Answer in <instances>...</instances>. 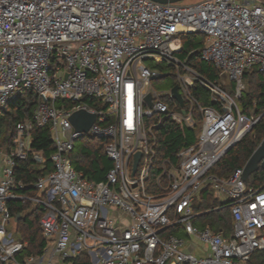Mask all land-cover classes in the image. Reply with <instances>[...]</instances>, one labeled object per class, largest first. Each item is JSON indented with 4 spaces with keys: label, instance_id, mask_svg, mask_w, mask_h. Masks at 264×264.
Returning a JSON list of instances; mask_svg holds the SVG:
<instances>
[{
    "label": "built area",
    "instance_id": "2783aa9c",
    "mask_svg": "<svg viewBox=\"0 0 264 264\" xmlns=\"http://www.w3.org/2000/svg\"><path fill=\"white\" fill-rule=\"evenodd\" d=\"M191 33L205 35L201 59L227 76L232 91L179 58V35ZM252 68L264 73L261 0L185 6L151 0H0V114L22 90L38 96L31 119L16 125L11 144L0 139V261L248 264L255 251H264V186H249L244 167L223 178L212 170L262 117L244 115L239 106L244 73ZM167 78L174 79L172 89L178 87L183 105L172 89H154ZM195 86L206 90L214 105L201 104ZM84 98L97 105L82 103ZM78 111L96 115L88 133L73 127ZM166 122L192 130L195 144L177 154V163L163 161L152 182L155 131ZM47 127L55 144L53 171L37 179V197L27 196L16 169L20 161L44 164L33 144L34 133ZM86 135L107 142L104 151L113 163L99 183L72 164L76 143ZM208 189L230 208V237L194 224L203 214L195 205ZM13 201L44 209L42 255H27V244L12 230L16 219L8 204Z\"/></svg>",
    "mask_w": 264,
    "mask_h": 264
},
{
    "label": "trees",
    "instance_id": "16d2710c",
    "mask_svg": "<svg viewBox=\"0 0 264 264\" xmlns=\"http://www.w3.org/2000/svg\"><path fill=\"white\" fill-rule=\"evenodd\" d=\"M182 51L178 54L181 60L191 66L196 72L206 78L218 81L221 72L213 64L201 59L200 51L205 47L206 37L200 33L180 34ZM244 90L239 100V106L244 115L262 116L253 130L234 147L212 170L213 174L219 177L229 176L235 169L243 168L258 146L264 140V73L257 68H252L244 73ZM233 86L231 84V91ZM230 91V90H229ZM193 94L203 105H214L209 93L195 86ZM38 102L37 94L32 90H22L16 101L10 103L0 114V139L5 144H11L16 133V125L25 119H31L33 110ZM82 103L95 107L96 101L91 98H84ZM60 105V103H59ZM68 107L72 105L67 104ZM157 136V159L156 166L152 174V182L161 171V163L170 160L177 163V154L195 144V135L192 130H181L174 124L166 122L161 128L155 131ZM106 141L98 140L86 135L80 139L75 146L71 159L73 167L82 172L90 181L99 183L105 180L107 173L112 169L113 163L105 154ZM34 148L44 156V164L39 166L33 162L20 161L16 169V178L22 181L26 189L22 194L37 197L39 191L34 188V184L40 176L53 171V164L50 160L55 151V144L52 140L49 128L39 129L34 133ZM1 148V146H0ZM249 186L261 188L264 186V170H259L250 177ZM8 208L13 218L19 215L17 223V233L19 239L27 244V255H42L47 246V241L43 237L40 227V220L44 215V209L40 206L33 208L30 202L13 201L8 204ZM219 208V210H215ZM197 212L203 213L196 222L200 228H210L215 233L222 232L230 237L232 234V217L227 203H222L215 198L211 190L204 191L198 203L195 205ZM183 236L181 234H178ZM0 264H3L0 261ZM87 264V263H86ZM248 264H264V251H255Z\"/></svg>",
    "mask_w": 264,
    "mask_h": 264
},
{
    "label": "water",
    "instance_id": "95a60500",
    "mask_svg": "<svg viewBox=\"0 0 264 264\" xmlns=\"http://www.w3.org/2000/svg\"><path fill=\"white\" fill-rule=\"evenodd\" d=\"M151 1L159 3V4H178L185 0H151ZM172 95L176 100H178V102L181 105L184 104V101L181 95L178 93L177 86H175L172 89ZM149 100L150 99H148V101ZM95 120H96V115L91 114L87 111L75 112L71 118V122L73 124L74 129L76 131H81L84 133L89 132ZM134 159H135V168H136L138 162L141 159V154L140 153L136 154ZM261 169L264 170V140L258 146V148L254 151V153L252 154L249 161L244 167L243 179L245 180V182L249 184L250 177ZM19 219H20V215L16 218V221H18Z\"/></svg>",
    "mask_w": 264,
    "mask_h": 264
},
{
    "label": "rangeland",
    "instance_id": "374dc122",
    "mask_svg": "<svg viewBox=\"0 0 264 264\" xmlns=\"http://www.w3.org/2000/svg\"><path fill=\"white\" fill-rule=\"evenodd\" d=\"M203 1H206V0H185L179 4L185 6V5H192V4L200 3ZM261 1L264 2V0H261ZM174 85H175L174 79L167 78L164 81L156 82L153 86H154V89L157 90L158 92L167 93L171 91ZM245 89H246V85H245ZM183 237L187 241L189 240L185 235H183Z\"/></svg>",
    "mask_w": 264,
    "mask_h": 264
},
{
    "label": "crops",
    "instance_id": "0c3cea01",
    "mask_svg": "<svg viewBox=\"0 0 264 264\" xmlns=\"http://www.w3.org/2000/svg\"><path fill=\"white\" fill-rule=\"evenodd\" d=\"M218 82H221L222 84H224V87H225V89H227L228 91L230 90L231 91V83L229 82V80H228V78H227V76L226 75H221L220 74V79L218 80ZM200 199V198H199ZM199 201V200H198ZM221 202H223L222 200H221ZM198 203V202H197ZM36 206H33V208H35ZM20 219H22V216H20ZM199 219L200 218H198V219H196L195 220V222H194V224L196 225V222H198L199 223ZM19 221V220H18ZM18 221H16L13 225H12V230L15 232V234H16V237L19 239V236H18V233H17V223H18ZM196 226H198V225H196ZM199 227V226H198ZM20 240V239H19Z\"/></svg>",
    "mask_w": 264,
    "mask_h": 264
}]
</instances>
